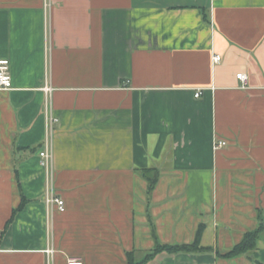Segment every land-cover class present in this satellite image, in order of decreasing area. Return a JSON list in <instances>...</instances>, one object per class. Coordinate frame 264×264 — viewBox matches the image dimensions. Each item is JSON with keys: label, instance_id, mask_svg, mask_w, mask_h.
I'll return each instance as SVG.
<instances>
[{"label": "crops", "instance_id": "0c3cea01", "mask_svg": "<svg viewBox=\"0 0 264 264\" xmlns=\"http://www.w3.org/2000/svg\"><path fill=\"white\" fill-rule=\"evenodd\" d=\"M2 58L0 264H127L202 225L213 250L145 264H264V230L217 253L264 223V0H0ZM48 111L64 211L45 201Z\"/></svg>", "mask_w": 264, "mask_h": 264}, {"label": "trees", "instance_id": "16d2710c", "mask_svg": "<svg viewBox=\"0 0 264 264\" xmlns=\"http://www.w3.org/2000/svg\"><path fill=\"white\" fill-rule=\"evenodd\" d=\"M141 173L148 181V194L154 190L160 176V170L157 167L145 168L141 170ZM26 203V198H23L20 206L13 211V215L7 223V226L4 229L6 231L7 227L12 222L15 213L24 207ZM264 230V223H261L257 229L247 231L243 237V239L235 244L230 250L227 252H217L220 256L231 258L239 254L244 253H252L253 250L257 247L258 240L262 231ZM203 231V225L200 226L197 236L194 242L192 243H161L159 241L156 242L155 247L145 252L143 256L138 257L136 255L135 250L127 252V264H145L146 262L153 259L159 253H167V254H177V253H198L203 251H211L213 248L208 246L201 245V234ZM153 234L156 237V232L153 229Z\"/></svg>", "mask_w": 264, "mask_h": 264}, {"label": "built area", "instance_id": "2783aa9c", "mask_svg": "<svg viewBox=\"0 0 264 264\" xmlns=\"http://www.w3.org/2000/svg\"><path fill=\"white\" fill-rule=\"evenodd\" d=\"M222 61V54L214 53L213 62L218 64ZM237 78L242 81V87L246 88L249 76L246 72H238ZM12 74L10 70V60L2 58L0 59V89L12 88ZM202 94L201 90H198L195 95L198 97ZM47 135L44 146L39 151L41 165L46 169V195L45 201L50 210L58 209L64 211L66 209L65 201L62 197L58 196L54 189V175H53V130L54 124L58 121L50 111L47 112ZM226 144L225 140H217L216 148H220ZM68 262L71 264H77L80 262L78 257H70Z\"/></svg>", "mask_w": 264, "mask_h": 264}]
</instances>
